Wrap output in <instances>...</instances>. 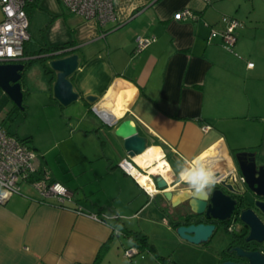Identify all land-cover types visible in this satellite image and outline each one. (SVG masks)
Returning <instances> with one entry per match:
<instances>
[{
  "label": "crops",
  "instance_id": "crops-1",
  "mask_svg": "<svg viewBox=\"0 0 264 264\" xmlns=\"http://www.w3.org/2000/svg\"><path fill=\"white\" fill-rule=\"evenodd\" d=\"M114 2L115 20L101 26L68 12L60 0H32L27 6L29 26L37 20L33 32L37 29L41 40L33 44L29 32L25 56H37L34 53L45 46L75 48L80 63L70 79L81 96L74 103L82 121L114 129L124 119L133 120L141 135L152 138L147 148H160L161 158L169 164L173 178L167 189L173 192L172 199L166 200L161 191L147 193L110 158L104 161L106 168L93 171L90 178L105 173L123 184L116 188L119 196L124 193L119 202L117 195L109 197L102 183L95 189L105 190L107 199L90 200L81 181L73 200L64 206L53 199L39 202L25 185V194L0 203V264H188L174 253L185 245L205 253L203 264L224 260L219 253L231 239L222 249L207 244L214 234L205 243H190L176 234L169 214L176 211L172 201L194 189L201 170L236 169L234 155L243 151L255 153L258 163L264 164V0ZM186 8L194 12V19L173 18ZM226 18L238 21L231 48L221 36ZM211 30L217 33L214 37ZM142 36L153 40L135 51L136 39ZM34 65L43 89L51 94L54 79L37 59L27 71ZM24 71L20 83L26 92ZM86 95L97 96L99 108L117 121L108 125L89 113L90 106L82 101ZM38 155L43 174L70 189L64 177L47 167L42 153ZM141 155L132 160L142 169L149 157L147 152ZM186 170L194 179L181 178ZM126 230L146 235L155 250L127 257L125 251L138 246ZM167 234L172 236L159 238ZM159 255L169 259L161 261Z\"/></svg>",
  "mask_w": 264,
  "mask_h": 264
},
{
  "label": "water",
  "instance_id": "water-1",
  "mask_svg": "<svg viewBox=\"0 0 264 264\" xmlns=\"http://www.w3.org/2000/svg\"><path fill=\"white\" fill-rule=\"evenodd\" d=\"M74 50L69 46L33 57L40 60L54 79L52 93L63 106L81 97L70 79L80 63ZM24 68L22 62L0 64V88L17 107H21L22 103L20 79ZM82 101L90 106L89 113L105 124L117 121L111 112L99 108L97 96L86 95ZM114 134L120 138L124 153L130 157L142 153L148 146L147 137L138 132L134 121L129 118L114 128ZM234 158L236 169L226 173L213 171L217 182L210 191L196 192L193 189L183 199L172 201L174 206L185 202V207L172 212L169 217L175 222L176 234L193 244L207 242L218 226L226 221L243 224L245 232L233 233L227 250L229 257L233 255L242 261L228 257L220 264H264V164L258 163L253 152H238ZM153 178L156 191H161L164 198L170 201L173 192L167 189V180L159 174L153 175Z\"/></svg>",
  "mask_w": 264,
  "mask_h": 264
},
{
  "label": "rangeland",
  "instance_id": "rangeland-1",
  "mask_svg": "<svg viewBox=\"0 0 264 264\" xmlns=\"http://www.w3.org/2000/svg\"><path fill=\"white\" fill-rule=\"evenodd\" d=\"M36 21L34 19L29 26L33 44L35 41L41 40V33L37 29L34 31L35 33L33 32ZM39 72L37 65L31 67L29 71L25 68L22 81L26 90L23 99L26 109L23 113L16 109L11 110L14 103L0 88V124L15 133L14 135L18 138L32 135L39 148V150H35L42 153L47 167L52 168L58 176L64 177L66 185L73 192L76 191V187H80L76 186L79 185L78 183L85 181V191L89 193L87 197L90 200L107 199L105 190L108 189L109 191L106 192L110 194L109 197L112 196L111 194L117 195L116 201L119 202L124 193L119 196L116 188H122L123 184L109 178L105 173L101 176L98 175L95 180H92L90 175L95 170L99 173L102 171L101 169L106 168L107 164L104 165V161H107L106 158L112 159L115 163L120 162L125 154L120 138L115 136L113 128L86 126V123L82 121V112L78 103H71L67 106L57 103L52 95V90L50 94L48 90L43 89ZM148 140L149 143L153 142L150 137ZM118 168L121 169L119 166ZM173 168L175 173L179 172V166ZM151 177L154 181L153 176ZM98 183L103 184L104 191L100 192L95 189V184ZM180 186L185 187L183 183ZM90 200H88L89 203ZM106 205L109 207L111 204ZM184 205L181 203L174 206L172 203L177 211L184 208ZM237 229V223L233 226V232L228 231L221 224L213 233L211 242L208 241L207 244H210L214 249H222L231 239L232 234L238 232ZM169 236L172 235H162L159 238L167 240ZM191 246L179 247L174 251L175 256L188 264H203L204 258L207 260V257H204L205 253L198 247Z\"/></svg>",
  "mask_w": 264,
  "mask_h": 264
},
{
  "label": "built area",
  "instance_id": "built-area-1",
  "mask_svg": "<svg viewBox=\"0 0 264 264\" xmlns=\"http://www.w3.org/2000/svg\"><path fill=\"white\" fill-rule=\"evenodd\" d=\"M60 1L68 12L85 19L96 20L101 26L116 18L114 0ZM31 2L32 0H0V64L19 63L27 58L24 54V47L29 40L27 6ZM194 17V12L187 8L177 11L173 15L176 20L194 19ZM227 22L221 36L225 46L231 48L236 39L235 27L238 25V21L235 18H229ZM216 34L215 30H211L210 37H214ZM152 40L153 37H138L134 50L144 49ZM59 50L61 49L55 51ZM247 65L252 66L253 63L249 62ZM207 128L208 126L202 127L203 130ZM118 166L135 181L137 180L129 168L136 167L143 172L128 155L121 158ZM39 170L38 153L15 135L7 132L0 124V203L5 202L14 194H25L23 185L29 186L35 192V198L39 202L44 203L53 199L64 206L65 202L73 200L74 192L72 190L60 181L51 180L43 173L39 174ZM153 175L155 174H150V176ZM142 188L153 195L152 191L146 187L142 186ZM95 218L98 219L96 216ZM233 226L234 223L231 220L227 230L233 232ZM137 252L138 249L130 247L125 251V254L130 257Z\"/></svg>",
  "mask_w": 264,
  "mask_h": 264
},
{
  "label": "bare ground",
  "instance_id": "bare-ground-1",
  "mask_svg": "<svg viewBox=\"0 0 264 264\" xmlns=\"http://www.w3.org/2000/svg\"><path fill=\"white\" fill-rule=\"evenodd\" d=\"M147 147H149V145ZM145 152H147V155L149 158L146 162L142 164V170L144 169L150 174H159L163 178H165L168 182L172 180L173 176L171 173V169L169 167V164L163 158H161V156L163 157V153L160 150V148L158 147L147 148V150L145 149L140 154L143 155L145 154ZM129 170L133 174V176L136 178L137 182L141 184V186L146 187L150 191L156 190V187L154 186V183H153V180L151 179L150 174L148 176L147 173H145L144 171L142 172L141 170H138L136 167L129 168ZM181 178L184 180H191V179H194V175L191 174L189 170H186L181 173Z\"/></svg>",
  "mask_w": 264,
  "mask_h": 264
},
{
  "label": "trees",
  "instance_id": "trees-1",
  "mask_svg": "<svg viewBox=\"0 0 264 264\" xmlns=\"http://www.w3.org/2000/svg\"><path fill=\"white\" fill-rule=\"evenodd\" d=\"M227 19H229V18H226L225 20H226V25H227ZM226 25H225V27H226ZM224 27V28H225ZM224 30V29H223ZM223 30H222V32H223ZM221 32V33H222ZM28 43V42H27ZM26 43V44H27ZM26 44H25V47H24V54L26 55ZM70 45H67V44H59V45H55V46H52V47H47V46H45V47H43V48H41L39 51H37L36 53H34L35 55H40V54H42V53H47V52H53V51H55V50H58V49H62V48H65V47H69ZM33 54V55H34ZM30 56H32V55H28V57L25 59V60H23L22 61V63L24 64V67L26 68L28 65H30V63H31V61L33 60V57H30ZM24 68V69H25ZM25 98V92L24 91H22V103H21V107H17V106H15V104L12 106V108H11V110L13 111L14 109H16V110H19L20 112H25V109H26V104L24 103V101H23V99ZM8 113H9V111H8ZM6 131L7 132H9V133H11L12 135H14L15 133H13V132H11V131H9L8 129H6ZM17 137V136H16ZM31 136H26V137H24V138H19L21 141H23V142H25L29 147H31L32 149H34L35 150V147L33 146V144H32V140H31V138H30ZM18 138V137H17ZM150 146V145H149ZM36 151V150H35ZM40 173H43L42 172V168L40 167V170H39V174ZM169 221H170V223L172 224V226L175 228L176 227V225H175V222L174 221H172L170 218H169ZM229 222L230 221H226V222H224V223H222V225H224V227L227 229V226H228V224H229ZM125 233H127L128 235H130V237L133 239V241H134V244L135 245H137L138 247V251H142V250H149V251H152V250H155L154 249V246H153V244L147 239V237H146V235H144V234H141L140 232H138V231H133V230H126V232ZM228 248H230V246L228 245L225 249H223L219 254H220V256H221V258H223V259H226V258H228V256H229V254L227 253V250H228ZM160 259H161V261H164V260H168L169 259V256H161V255H159L158 256Z\"/></svg>",
  "mask_w": 264,
  "mask_h": 264
},
{
  "label": "clouds",
  "instance_id": "clouds-1",
  "mask_svg": "<svg viewBox=\"0 0 264 264\" xmlns=\"http://www.w3.org/2000/svg\"><path fill=\"white\" fill-rule=\"evenodd\" d=\"M216 182V177L211 170H201L199 179L192 184V187L196 192H204L205 190L210 191Z\"/></svg>",
  "mask_w": 264,
  "mask_h": 264
},
{
  "label": "flooded vegetation",
  "instance_id": "flooded-vegetation-1",
  "mask_svg": "<svg viewBox=\"0 0 264 264\" xmlns=\"http://www.w3.org/2000/svg\"><path fill=\"white\" fill-rule=\"evenodd\" d=\"M183 204H185V202H182ZM185 207V206H184ZM246 230V227L243 225V224H238V234L242 233V232H245ZM242 245L244 246V243H242ZM229 257V256H228ZM230 259H233L235 261H242V259L240 258H236L234 257L233 255H231V257H229Z\"/></svg>",
  "mask_w": 264,
  "mask_h": 264
}]
</instances>
